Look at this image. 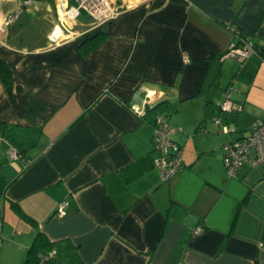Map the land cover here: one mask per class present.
<instances>
[{"label": "crops", "instance_id": "obj_1", "mask_svg": "<svg viewBox=\"0 0 264 264\" xmlns=\"http://www.w3.org/2000/svg\"><path fill=\"white\" fill-rule=\"evenodd\" d=\"M111 1L93 27L61 0L7 23L21 0H0V264H264V159L231 176L223 149L264 121V0ZM240 37L258 54L223 57ZM158 115L181 152L167 180Z\"/></svg>", "mask_w": 264, "mask_h": 264}, {"label": "built area", "instance_id": "obj_2", "mask_svg": "<svg viewBox=\"0 0 264 264\" xmlns=\"http://www.w3.org/2000/svg\"><path fill=\"white\" fill-rule=\"evenodd\" d=\"M33 0H21L20 6L13 12L7 14L6 22L11 23L16 20L23 7ZM64 5L65 14L69 21H73L78 17L81 12L87 14L91 21L92 26H99L104 22L109 21L119 13V9H116L111 0H61ZM251 54H258V49L255 44L246 38H241L238 42L231 43L224 51L223 57H231L235 59H244ZM185 58L187 54H184ZM133 110L142 114L145 109L133 105ZM239 106L238 102H235L229 95L225 96L220 102V108L225 110H233ZM156 127L154 131V142L156 146L161 148L162 156L155 160L156 165L159 167L161 177L164 180L169 179L181 165V152L179 145L171 138V133L174 130V126L167 122L162 115L156 117ZM216 124L221 127L223 132H228V128L222 125L220 118L215 119ZM224 149V162L227 169V173L234 176L238 168H240L245 162L251 164L256 163L264 159V121L258 119L248 134L242 137L233 138L223 144ZM250 150L255 151L253 159L249 158ZM6 154L9 158L18 159L23 158V152L10 147L7 149ZM68 204V200H62L57 206V213L64 215L66 213L65 206ZM200 226L197 230H201ZM54 252L40 253V263L44 260H48L54 256Z\"/></svg>", "mask_w": 264, "mask_h": 264}, {"label": "trees", "instance_id": "obj_3", "mask_svg": "<svg viewBox=\"0 0 264 264\" xmlns=\"http://www.w3.org/2000/svg\"><path fill=\"white\" fill-rule=\"evenodd\" d=\"M94 37H95L96 41L95 42L93 41L91 43V45H93V43H99V41L102 39L101 32H99L98 35H96ZM97 38H98V40H97ZM0 73H1L2 78H3V80H4L5 84H6V87H7L8 91H11L10 71H9L8 66L4 62H2L1 60H0ZM214 122H215V120H214ZM48 252L49 251H43V252H40V253H48ZM39 254L37 255V261H38L39 264H48L50 262V260L53 258V256H52L48 260H44L42 263H40V261H39L40 260Z\"/></svg>", "mask_w": 264, "mask_h": 264}, {"label": "rangeland", "instance_id": "obj_4", "mask_svg": "<svg viewBox=\"0 0 264 264\" xmlns=\"http://www.w3.org/2000/svg\"><path fill=\"white\" fill-rule=\"evenodd\" d=\"M188 107L185 105L183 106L182 111L178 112L179 113V117L181 120H183V122L188 125L190 127V125L192 124V120H194V116L191 115L190 112L187 111ZM165 113H170V112H165Z\"/></svg>", "mask_w": 264, "mask_h": 264}]
</instances>
